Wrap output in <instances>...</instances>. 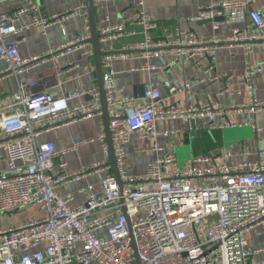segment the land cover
<instances>
[{
	"label": "built area",
	"instance_id": "1",
	"mask_svg": "<svg viewBox=\"0 0 264 264\" xmlns=\"http://www.w3.org/2000/svg\"><path fill=\"white\" fill-rule=\"evenodd\" d=\"M12 1L0 0V4ZM101 1L92 0L93 5ZM250 1L200 6L194 21L212 22L211 36L161 27V35L155 39L152 31L159 25L146 13L144 0H136L134 24L141 28V38L121 50L107 43L137 33L126 30L124 24L111 23L107 16L100 20L96 34L102 54L110 141L121 188L114 175L108 174L101 180L99 192L92 186L79 190L85 201L77 205L71 204L70 195L60 194L76 174L65 172V152L57 154L54 144L43 140V136L69 124L91 118L101 120L99 90L93 86L57 95L36 88L30 72L50 58L92 56L86 7L79 4L47 20L33 19L23 28H17V21L29 8L37 11L36 5L0 13V76L14 78L17 88L11 96L12 113L0 116V158L5 162L0 167V215L28 207L38 212L35 218L0 229V264H264L262 159L231 167L223 161L232 155L227 150L191 157L184 163L164 154L146 163L143 174L128 175L123 166L126 146L133 135L152 141V150L159 153L163 148L156 143L157 138L174 134L159 132L155 126L158 120H180L181 132L188 135L197 131L195 122L207 130L236 126L218 123L222 112L213 103L192 104L188 82H163L169 96L184 94L181 104L167 102L157 88L148 84L145 103L131 106L134 98H117L121 90L115 86L112 68L113 61L130 58L133 53L146 59L168 56L166 67L185 64L195 56L213 54L226 46L242 47L250 54L252 48L264 44V14L248 10ZM76 20L83 23V34L30 58L22 57L17 44L8 41L31 28L40 29L45 36L49 27L61 30ZM221 26L232 29L229 34L216 33ZM243 80L249 99L237 112H264V98L257 97L256 84L248 75ZM76 100V104H70ZM119 105L123 112L116 110ZM258 132L264 133V129ZM97 140L104 158L92 169H110L102 124ZM85 143L88 141L74 142L71 149ZM56 158L60 161L58 170L54 166ZM255 228L261 232L262 245L250 249L246 234Z\"/></svg>",
	"mask_w": 264,
	"mask_h": 264
},
{
	"label": "crops",
	"instance_id": "2",
	"mask_svg": "<svg viewBox=\"0 0 264 264\" xmlns=\"http://www.w3.org/2000/svg\"><path fill=\"white\" fill-rule=\"evenodd\" d=\"M43 7L38 6L36 0H13L9 3L0 4V13H11L20 9L36 5L37 11L23 13L16 23L17 28L29 25L33 19L47 20L53 15L63 14L85 0H42ZM231 0H144L146 13L156 22L159 27L152 31L153 38L161 35V27L167 30L180 28L194 32L198 35L211 36L213 24L210 21L195 22L194 18L199 13L200 6L216 4ZM44 8V11H40ZM137 9L136 0H103L94 5L93 17L95 28H99L100 20L107 16L111 23H121L126 30L135 31L133 36H124L117 41L108 42L114 50H121L124 46L135 44L140 41L141 28L134 24ZM248 10H260L264 14V0H251ZM44 16V17H43ZM88 17V16H87ZM89 23V20H88ZM90 27V26H89ZM232 26H221L216 33L229 34ZM84 33V26L80 20L69 22L64 29L51 26L46 35L41 30L31 28L19 34L11 36L9 42L17 44L22 57H32L56 48L73 39L76 35ZM247 50L242 47H220L213 54H202L188 60L185 64H176L166 67L169 63L168 56L152 58L136 57L133 53L130 58H119L112 62L115 72V86L121 92L118 99L132 97L135 101L131 106L140 107L145 99L138 93L145 90L148 84L153 85L160 91L161 97L169 103L181 104L185 101L184 94L169 96L163 87V82H188L191 84V103L202 105L213 103L220 112L217 117L218 123H230L236 127L227 129L207 130L195 122L197 131L191 133L194 136L181 132L180 120H158L156 129L159 132H174L169 136H159L156 143L163 148L157 153L152 150L153 142L141 139L137 134L132 136L126 146L124 159V171L131 176L143 174L146 163L152 161L157 155L171 154L180 163H184L191 157H203L217 155L221 150H227L232 155L223 161L234 167L238 164H250L262 159L264 163V133L258 129H264V112L250 114L244 109L237 112L241 106L248 103L245 93L243 77L248 75L257 86L256 95L259 99L264 98V44H260ZM72 63L71 66L68 65ZM35 87L52 92L57 95H65L81 89L97 85L93 52L90 58L72 54L59 59H49L41 63L30 72ZM141 88H143L141 90ZM14 78L0 76V116L12 113L11 96L16 92ZM99 90V89H98ZM136 94L137 97H134ZM78 100L70 102L76 104ZM129 106H126L127 108ZM116 110L123 112L124 108L119 105ZM103 125V117L91 118L85 121L69 124L57 130L50 131L43 136V140L52 142L57 154L65 152L63 159L66 163L65 172L76 174L61 190V195H70L72 205L82 204L85 197L79 190L92 186L95 192L100 191V182L108 174H113L110 169L100 167L92 169V166L103 161V152L97 138L100 135V125ZM247 124V125H244ZM239 125H241L239 127ZM88 141L71 149L74 142ZM262 152L261 155L255 154ZM60 161L54 160L55 169L58 170ZM5 162L0 158V167ZM247 171V169H244ZM84 172V173H82ZM3 228H6L3 227ZM257 232L255 234L254 232ZM255 234V235H254ZM259 235V236H258ZM259 239V242L256 240ZM246 241L250 249L262 245V236L258 228L246 234ZM262 257H260L261 259Z\"/></svg>",
	"mask_w": 264,
	"mask_h": 264
},
{
	"label": "water",
	"instance_id": "3",
	"mask_svg": "<svg viewBox=\"0 0 264 264\" xmlns=\"http://www.w3.org/2000/svg\"><path fill=\"white\" fill-rule=\"evenodd\" d=\"M38 6L43 7V1L42 0H36ZM86 3V11H87V16L89 20V26H90V41L92 44V52H93V57H94V64H95V71H96V76H97V85L99 89V94H100V99H101V107H102V117H103V124L105 128V135H106V141L109 149V160L110 164L113 170L114 177L116 178L119 188H121V183L117 175V169L115 165V159H114V154H113V149L110 141V132H109V117L107 114V105L105 101V95H104V89H103V82H102V69H101V57L102 54L99 51L98 47V41H97V34H96V28H95V22H94V17H93V9L94 5L92 0H85ZM44 11V8L42 10ZM44 17V16H43ZM143 88H141L142 90ZM140 97L144 96V89L138 93ZM134 97H137L136 94H134Z\"/></svg>",
	"mask_w": 264,
	"mask_h": 264
},
{
	"label": "rangeland",
	"instance_id": "4",
	"mask_svg": "<svg viewBox=\"0 0 264 264\" xmlns=\"http://www.w3.org/2000/svg\"><path fill=\"white\" fill-rule=\"evenodd\" d=\"M37 215H38V212L29 207L23 210L14 212V213L12 212V213H6L3 215H0V229L5 226L10 227V226L20 224L24 221L35 218ZM254 233L257 234L258 231L257 232L255 231ZM256 242H259V239L256 240Z\"/></svg>",
	"mask_w": 264,
	"mask_h": 264
}]
</instances>
